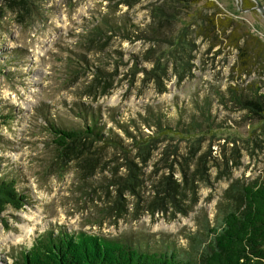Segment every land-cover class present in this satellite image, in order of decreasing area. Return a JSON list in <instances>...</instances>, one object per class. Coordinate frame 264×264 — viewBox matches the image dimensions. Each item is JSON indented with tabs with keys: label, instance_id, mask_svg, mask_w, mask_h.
I'll return each instance as SVG.
<instances>
[{
	"label": "rangeland",
	"instance_id": "obj_1",
	"mask_svg": "<svg viewBox=\"0 0 264 264\" xmlns=\"http://www.w3.org/2000/svg\"><path fill=\"white\" fill-rule=\"evenodd\" d=\"M36 1L0 16V179L26 195L0 264L49 232L191 249L264 177V121L232 98L264 95V0ZM81 110L120 144L59 148Z\"/></svg>",
	"mask_w": 264,
	"mask_h": 264
},
{
	"label": "trees",
	"instance_id": "obj_2",
	"mask_svg": "<svg viewBox=\"0 0 264 264\" xmlns=\"http://www.w3.org/2000/svg\"><path fill=\"white\" fill-rule=\"evenodd\" d=\"M203 0H181L186 5ZM4 2V7L2 3ZM20 4L24 11L37 4L36 0H0V16L5 9L14 10ZM25 5V7H24ZM27 7V9H26ZM22 16V15H21ZM244 98L233 92V101L258 120L264 121V95ZM83 111V112H82ZM202 118L211 122V112L200 109ZM87 124L81 129H63L51 125L55 143L61 149L86 138L109 144H120L112 131L104 134L96 115L86 110L79 113ZM161 124L158 128L163 130ZM229 207L221 211L216 226L206 237L193 239L191 249H156L149 245L106 240L95 235L66 232L40 236L29 250L22 252L16 264H264V177L250 184H233L227 191ZM26 195L19 192L17 182L0 179V219L8 208H24Z\"/></svg>",
	"mask_w": 264,
	"mask_h": 264
},
{
	"label": "bare ground",
	"instance_id": "obj_3",
	"mask_svg": "<svg viewBox=\"0 0 264 264\" xmlns=\"http://www.w3.org/2000/svg\"><path fill=\"white\" fill-rule=\"evenodd\" d=\"M39 216H37V215H34L32 218L33 219H36V218H38ZM41 218V217H40ZM38 220V219H37ZM24 228H26V227H24ZM26 232H25V235H30L32 232H33V229H31V228H26V229H24Z\"/></svg>",
	"mask_w": 264,
	"mask_h": 264
},
{
	"label": "water",
	"instance_id": "obj_4",
	"mask_svg": "<svg viewBox=\"0 0 264 264\" xmlns=\"http://www.w3.org/2000/svg\"><path fill=\"white\" fill-rule=\"evenodd\" d=\"M257 6H258V8L264 13V5H262L261 3H259V2L257 1Z\"/></svg>",
	"mask_w": 264,
	"mask_h": 264
}]
</instances>
